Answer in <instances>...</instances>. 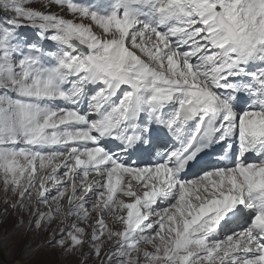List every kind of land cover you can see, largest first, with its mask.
<instances>
[{
	"label": "snow or ice",
	"instance_id": "6c2138e0",
	"mask_svg": "<svg viewBox=\"0 0 264 264\" xmlns=\"http://www.w3.org/2000/svg\"><path fill=\"white\" fill-rule=\"evenodd\" d=\"M0 192L78 264H264V0H0Z\"/></svg>",
	"mask_w": 264,
	"mask_h": 264
},
{
	"label": "rangeland",
	"instance_id": "374dc122",
	"mask_svg": "<svg viewBox=\"0 0 264 264\" xmlns=\"http://www.w3.org/2000/svg\"><path fill=\"white\" fill-rule=\"evenodd\" d=\"M0 196H2V192H0ZM3 207L4 205L0 204V210ZM15 223L16 218L12 215L0 218L1 264H78L76 256L60 255L54 250L43 247L36 250L41 243V238L32 233L22 235L21 231H14ZM44 239L47 237L45 236ZM28 245H32L33 252L25 255L23 250Z\"/></svg>",
	"mask_w": 264,
	"mask_h": 264
},
{
	"label": "trees",
	"instance_id": "16d2710c",
	"mask_svg": "<svg viewBox=\"0 0 264 264\" xmlns=\"http://www.w3.org/2000/svg\"><path fill=\"white\" fill-rule=\"evenodd\" d=\"M0 264H1V262H0Z\"/></svg>",
	"mask_w": 264,
	"mask_h": 264
}]
</instances>
